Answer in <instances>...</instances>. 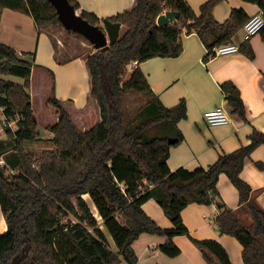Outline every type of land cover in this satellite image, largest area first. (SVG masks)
I'll return each mask as SVG.
<instances>
[{
  "label": "trees",
  "instance_id": "1",
  "mask_svg": "<svg viewBox=\"0 0 264 264\" xmlns=\"http://www.w3.org/2000/svg\"><path fill=\"white\" fill-rule=\"evenodd\" d=\"M224 1L209 0L197 14L186 0H137L133 9L101 20L79 12L78 2L69 0L90 24L102 23L110 41V46L86 59L91 95L101 111L100 123L86 132L75 125L56 97L54 72L0 43V110L7 120H17V129L7 128L6 137L0 139V157L15 170L9 176L0 174V206L7 223V230L0 234V264H138L133 244L144 233L166 237L159 250L171 258L181 254L173 239L187 236L208 260L211 253L221 264H233L220 243L192 238L183 222L182 213L189 205L213 203L220 210L216 219L220 233L239 241L244 263L264 264V210L252 202L253 189L241 178L245 160L264 145V134L253 130L247 146L221 153L207 167L171 170L170 150L183 141L178 123L187 118V103L163 106L139 67L153 58L179 57L183 34H197L210 54L232 42L251 17L244 9L234 8L228 20L219 22L214 10ZM243 1L257 5L264 17V0ZM5 9L32 17L37 29L60 25L48 0H0V12ZM168 10L179 14L177 23L159 27L157 18ZM260 34L264 38V27ZM240 51L253 60L249 41ZM209 58L206 55L205 61ZM132 63L137 66L123 81ZM37 69L49 77L39 81L49 82L50 90L45 95L47 110L40 107V121L30 94L34 86L33 98L43 95L44 89L37 88L34 79ZM221 89L231 113L247 122L236 85L226 82ZM133 94L150 100L127 116L123 101ZM39 126L53 133L48 141L54 148L33 158L26 144L42 141ZM170 140L176 142L170 144ZM221 174L238 190L241 208L249 212L252 223L246 224L238 210L222 204L217 188ZM152 199L171 221V228L159 226L143 209Z\"/></svg>",
  "mask_w": 264,
  "mask_h": 264
},
{
  "label": "crops",
  "instance_id": "2",
  "mask_svg": "<svg viewBox=\"0 0 264 264\" xmlns=\"http://www.w3.org/2000/svg\"><path fill=\"white\" fill-rule=\"evenodd\" d=\"M76 1L80 6L79 12L95 14L101 20L131 10L137 4V0ZM186 1L199 14L200 7L209 0ZM234 8L244 9L250 17L260 13L255 4L243 0H225L215 8L214 16L219 22H225ZM47 27L37 29L32 17L5 9L0 12V43L15 49L21 58L50 68L55 74L56 97L70 113L75 125L82 132L89 131L100 123L101 111L96 99L91 95L87 58L73 55L71 50L61 52L46 31ZM100 27L103 28L102 23ZM125 31L126 29L122 28V33ZM233 41L239 45L244 44L242 30ZM182 43L183 52L179 57H157L139 65L163 106L171 108L181 100L187 103V118L178 123L183 141L170 150L168 165L173 171L181 167L188 170L207 167L213 164L221 153H231L247 146L253 130L264 134L263 36L258 34L249 40L254 52L253 60L239 51L233 55L213 57L205 61L208 50L195 33L183 34ZM136 66L137 63H132L128 67L133 70ZM13 81L22 83L20 79ZM226 82H232L239 89L246 108L247 122L231 113L221 89V85ZM34 90L33 86L30 90L32 100ZM219 106L229 111L231 122L225 126L210 127L204 119V113ZM3 120L4 115L0 112V124ZM50 135L53 138V133ZM5 137V130L0 126V139ZM259 164H262L263 168H260ZM241 178L253 189L252 202L264 210V145L258 147L245 160ZM217 188L224 207L238 210L245 223H252L249 212L241 208L238 190L225 174L220 175ZM143 209L162 228L172 227L171 221L155 200H149L143 205ZM219 214L220 210L215 203L191 204L183 211L182 216L192 238L215 240L226 249L233 264H245L243 247L239 241L220 233L216 223ZM0 218L5 221L4 229L1 228L0 222L1 234L7 230L1 206ZM166 240L164 236L142 234L133 244L139 259L138 264H221L211 253L208 260L187 236L173 239L181 254L171 258L159 250V246ZM112 246L115 248L113 243Z\"/></svg>",
  "mask_w": 264,
  "mask_h": 264
},
{
  "label": "rangeland",
  "instance_id": "3",
  "mask_svg": "<svg viewBox=\"0 0 264 264\" xmlns=\"http://www.w3.org/2000/svg\"><path fill=\"white\" fill-rule=\"evenodd\" d=\"M46 31L51 35V37L54 40L55 45L59 48V50H61V52H68L69 50H71L73 55L76 56H84V57H88L90 56L92 53H94L95 50L93 45L86 40L83 36H80L74 32L71 31H67L61 24L60 25H49L46 29ZM132 69L130 67L127 68L125 75L123 76V81L128 80L130 74L132 73ZM47 74V73H44ZM34 79L37 83V88H42L44 89L42 94L39 98V100L33 98V104L34 107L36 108V114H37V119L40 121L41 120V113H40V107L42 105V108L44 109V111L47 110V101L45 99V95H47V93H49V91L47 92L49 86V82H41L39 81L40 79H43V76L41 74V70L35 71L34 70ZM46 79L45 80H49L48 76H45ZM12 80H18L17 78H12ZM44 80V79H43ZM23 83V81H22ZM148 104V97L145 95H140V94H133V95H127L124 98L123 101V109L124 112L127 116H132L134 115L136 112H138L139 110H141L142 108H144L146 105ZM52 109V108H49ZM43 116V114H42ZM0 126H2V124H0ZM39 137L45 141H40V142H32V143H28L26 144V149L27 151H29L32 155L33 158H37L40 157L41 154L46 151V150H51L54 148L52 142L48 141L50 139H52V136L50 135V131L46 130L45 128L39 126ZM52 134V133H51ZM51 137V138H50ZM85 199L90 203L92 211L94 212L95 216H97V218L100 220L99 216L96 213V210L94 209L92 202L90 201V199L85 196ZM69 219H65L64 222H67ZM247 224V223H246ZM104 229V227H103ZM105 230V229H104ZM106 234L108 235L109 239L112 242V239L110 237V235L108 234V232H106Z\"/></svg>",
  "mask_w": 264,
  "mask_h": 264
},
{
  "label": "built area",
  "instance_id": "4",
  "mask_svg": "<svg viewBox=\"0 0 264 264\" xmlns=\"http://www.w3.org/2000/svg\"><path fill=\"white\" fill-rule=\"evenodd\" d=\"M165 13V12H163ZM264 27V17L263 12L253 15L248 22L242 28V39L243 42H248L252 37L260 34L261 30ZM241 45L236 43L235 41L229 42L222 46L216 47L212 50L211 54L210 51H207V55L210 58L219 57V56H229L236 54L240 51ZM0 112L3 113L1 109ZM204 119L206 123L210 127H219L225 126L230 124L231 118L229 111L222 106L216 107L214 109L208 110L204 113ZM10 128L11 130L15 131L17 129V120H7L4 117L2 121V129L6 130ZM15 173V170L8 164L4 157H0V174H5L7 176L12 175ZM153 186L150 185V188Z\"/></svg>",
  "mask_w": 264,
  "mask_h": 264
},
{
  "label": "water",
  "instance_id": "5",
  "mask_svg": "<svg viewBox=\"0 0 264 264\" xmlns=\"http://www.w3.org/2000/svg\"><path fill=\"white\" fill-rule=\"evenodd\" d=\"M55 8L60 24L67 30L86 38L95 50H101L110 46L108 35L100 26L92 25L79 15L69 0H48ZM179 18L177 12L168 10L161 14L156 23L159 27H165L171 23L176 24ZM170 140L169 143H175Z\"/></svg>",
  "mask_w": 264,
  "mask_h": 264
},
{
  "label": "bare ground",
  "instance_id": "6",
  "mask_svg": "<svg viewBox=\"0 0 264 264\" xmlns=\"http://www.w3.org/2000/svg\"><path fill=\"white\" fill-rule=\"evenodd\" d=\"M88 197V196H87ZM93 205V204H92ZM94 207V206H93ZM94 209H95V207H94ZM96 210V209H95ZM96 213H97V211H96ZM97 215H98V213H97ZM99 216V215H98ZM99 218H100V216H99ZM0 222H1V228L2 229H4L5 228V221H4V219H2V218H0Z\"/></svg>",
  "mask_w": 264,
  "mask_h": 264
}]
</instances>
